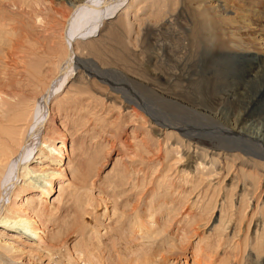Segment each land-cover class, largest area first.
<instances>
[{"label": "rangeland", "instance_id": "rangeland-1", "mask_svg": "<svg viewBox=\"0 0 264 264\" xmlns=\"http://www.w3.org/2000/svg\"><path fill=\"white\" fill-rule=\"evenodd\" d=\"M41 1H45L46 5L50 7L53 6L58 11V16H45L44 19H47V21L44 20V22H38L40 23L38 24L34 22L33 19L27 20L26 22L23 18L18 17L14 9H11L6 11L8 13L3 12L6 19L9 20V16L10 20H14V23L12 20V22L10 20L7 21V24L12 28L10 29V35L6 36L2 34L4 37H0V40L3 38L5 42L6 40L8 41L4 43V40H2L5 46L3 45L4 48L2 47L0 49V92L8 90L5 79L9 76L8 79L12 80L11 84L13 85L10 87L11 91L14 90L13 94L22 97L23 105H25L26 109L30 112V115L39 109L38 105H41L43 94L48 88L49 83L58 74L63 75L66 68H68V71L71 70L69 65L63 63L67 57V45L62 38L61 30L62 26H64V18L69 16L70 13L73 12V9L63 0ZM222 1L230 10H234V12H236L237 7L244 4L241 3V1L238 5V2L235 0H233L234 2L232 0H221V2ZM199 2H203L211 8L217 5L213 0H199ZM190 4L191 0H131L116 18L109 19L104 23L98 35L88 41H79L75 45L72 44L73 49H76L75 53L74 50L72 52L68 51L69 55L67 60L70 61L71 57L78 58L83 66L82 68H77L75 60L72 59V66L75 65L73 66L74 72H70L69 74L73 75L70 76L69 81L64 85L59 95L54 98L52 97V100L51 96H49L51 102L47 104V107L51 109L52 113V119L49 125L50 135L54 138L53 140L57 147H62L65 143L66 148H64L65 150L63 151L62 158L57 159L60 163L53 161L54 155H50L48 159L44 158V155H40L41 148H38L34 151L32 156L33 159H31L27 166L34 171L60 173L57 181H54L52 193L46 198L42 197L44 198V202H47L48 208L52 210V215L55 218L53 223L48 224V229L50 230V235H48L51 238L54 234L53 237L55 239L59 238L58 240L61 238L63 240L67 236L71 238V243L69 241V245L67 246L69 250L72 249L70 251H72L71 253H73L74 259L76 260H78V258L77 255L74 254L75 251L73 249L75 248L74 244L77 243L79 239L78 241L74 240L76 235L72 234L75 230L71 227L72 225L68 224L72 222L75 223V220L81 216L83 210L68 204L65 197L61 204L56 203V199L59 197L60 184H62V182H70L75 169H80V174L85 176V178H93L92 181L95 187V189L93 188V192L96 200L93 205L97 208L100 207L98 212L102 215V206H100L102 201L108 208L107 214L103 217H99L102 219H99L100 223L98 222L99 226L102 225L100 226V231L103 236L110 231V229L108 231L107 228H109V224L113 223L112 212L115 204L118 205L120 212L123 211L122 206L125 204L124 206L127 207V213L131 212L132 208L137 204H141L142 214L147 218L149 217L150 209L147 207H149L148 202L150 203L152 198L148 199L144 197V194H146V191L152 189V186L149 185L150 181L157 178L161 180L163 174L166 175V173H168L169 167H173L170 172L171 174H168L170 176L169 178H173L172 180L177 181L176 175H178V173L181 175L186 174L193 178V184L181 186L180 183L175 182V184L179 186V189L175 191L178 192L177 194L165 197L164 193L161 192L155 196L153 198L155 202L165 203L164 206H160V211L156 213L158 215L157 220L161 224H168L169 221L170 225L176 224L178 220L185 216L188 208V213L199 207L205 208L210 203L211 199H213V203L217 204L218 210L212 213L208 224L207 222H205L206 224L204 223L206 226L203 224L205 227L199 231V236H204L207 240L213 233L216 234L218 230L215 229L218 227L221 217L219 210L222 209V204H224V200L227 199H223V191L225 195H227L226 192H231L232 188L235 186V179L229 178L228 180L222 179L220 181V177L209 178V171L197 172L196 159H194L197 151L200 152L201 155L204 153V156L202 155L201 157L195 158H199V161H202L203 167L205 166L204 168H207V170L213 169L211 172L213 171L214 175L221 174L225 178L227 167L233 174H238L242 180H246V193L247 191L250 193L251 191H255L259 186L262 187L261 191L264 189V167H256L253 165L254 163L248 164L247 166L239 164L241 161L244 163V160L248 157H254L253 160L256 163L264 165V162L258 158L264 156V146L261 145L262 142H257L254 140L255 137H252L254 135L250 136L247 133L251 128V122L259 127H264V89L260 92V95L257 96V90L261 86V83L264 84V79L258 80L259 77H250V69L253 70L258 64L251 65L252 62H250V59H239V61L234 62L221 52L215 53V50L208 48L203 52L202 56H200L199 52H196L192 54V59H190L192 62L198 61L195 72L198 79L202 80V84L199 87L200 90H198L197 94L187 96L172 95L170 101H168L173 104L172 106L170 103L163 105V98L161 100H156V97L146 94L143 91L144 88L146 89V86L141 82V77H148L153 73L155 68L163 64L154 57H156V55L172 57V52L176 47V35L180 31L179 29L185 28L189 24L188 19L193 10ZM246 4L247 3H245V5ZM13 11L15 12L13 13ZM3 13L0 10V14ZM230 17H234V15L232 16L231 14ZM62 19L63 21H61ZM23 20L24 23L22 24ZM9 25L7 29L10 28ZM23 25L27 28H25V26L23 27ZM259 26L263 29L264 22L261 21ZM26 30L27 34L25 35L23 33H25ZM259 33V36H256L257 34L254 32H243L241 36L243 35L244 39L247 38V40L256 36L264 41V32ZM110 35L117 36L116 41H110ZM24 39L27 41H24ZM23 43H25L24 46ZM89 44H95L100 53L98 55L92 53L88 48ZM263 44H260L263 49L259 47L256 52L264 54ZM8 46L11 48L14 47L17 51H14L16 53L14 57L16 62L19 59L18 54L20 52L19 55L23 56L22 54L24 53H22V51L26 52L24 56L27 55V58L29 57L30 60L28 63H31L29 65L30 67L37 61L39 68L35 71L34 76L25 75L21 77L17 73L18 70H22L21 68H16L17 70L14 71V66L7 64L8 62H14L13 58H4V50L6 49L5 47L9 48ZM168 53L171 56H168ZM252 55L253 53L251 56ZM125 57L127 59H124ZM151 60H153L152 63ZM6 64L9 65L8 67H13L10 69L8 68L9 70L6 69L9 73L4 69ZM10 70L12 71L10 72ZM90 72L96 75H107L108 81L104 82L99 79V77H93ZM151 88L152 87H149V89ZM120 91H123L125 96H123ZM140 94L148 98L152 107L155 106V112L159 111L157 113L166 115L177 114L178 117L181 116L179 122L184 124L185 127H188L191 133H193V139L189 140L180 136V142L184 141L185 145L191 144V161L186 160L185 155L183 157H177V155L165 153V150H163L164 159L161 163L165 161V164H156V149L159 140L158 127L154 125L153 121L149 120L151 118L143 112H141V115L144 117L146 116L147 120L151 122H147V120L144 121L140 116L120 106V103L126 96L136 100L139 98ZM170 105L172 106L171 109ZM152 107L150 112L155 113L154 110L152 112ZM240 116L248 117L250 123L245 126L243 124L237 126L239 122H236ZM146 122L147 124H145ZM17 125L20 126L21 129L25 127L24 123ZM240 130H242V132H240ZM250 138H252V140H250ZM177 142V139H172L169 141V145H175ZM36 147L37 145L34 146L33 150H35ZM61 149H63V147ZM236 160L240 161L234 163ZM212 161L216 165L212 166ZM166 163L168 164L166 165ZM203 167L201 169H204ZM155 171H157L158 174L155 173L152 175ZM123 172L124 174H122ZM39 174L40 173L35 175L37 176ZM242 174H244L245 178ZM35 175H33V177ZM134 175L140 176H138L140 183L135 181L136 176ZM37 177L32 178V180H35ZM122 177H124V179ZM144 178H147V180H143ZM166 183L168 182L166 181ZM166 183L164 182L163 186H167ZM134 184L136 190L133 189ZM23 185L24 182H22L20 187L22 188ZM38 186L39 185L36 187ZM194 187L197 188L195 191H193ZM115 189L117 191L121 190L120 193L119 191L116 193L117 191H115ZM38 191H40V189L37 188H26V190L23 189L19 191L17 198L12 199L13 202L12 204L10 203L11 205L9 206L13 209L15 216L17 215L23 220L32 216L29 212L32 205L29 206V203L33 201L34 198L40 196L41 191ZM214 194L215 196L212 198ZM241 194H243V192L238 193V195ZM114 195H118L120 201L117 197H114ZM233 200L234 207L237 206L238 208L240 206L239 203L236 202L235 199ZM226 202L230 204V201L226 200ZM261 204L264 205V199L263 202L261 200L260 204H256L252 207V211L247 213L249 214L247 217L252 218L253 215H256L257 211L255 212L253 208H257V205L260 207ZM263 205H261L263 209L259 208L258 211L261 216L264 214ZM25 211L28 213L27 215H25L26 213L22 214ZM193 212L195 214L198 213L196 211ZM198 216H201V214H198ZM241 216L242 211L239 212L238 217ZM257 218L261 220L259 215ZM180 227L184 231L187 228L185 225ZM62 228L66 229L63 233L62 230H60ZM59 231H61L62 234H60ZM57 232H59L58 235H61L60 237L56 235ZM170 232L171 231L168 230L167 234ZM20 234L19 231L0 225V245L7 249L9 253L4 258V263L50 264L49 258L46 257L47 254L45 252L38 254V256L33 255L37 254L36 252L32 253L33 256H28V254L22 256L24 250L25 252L35 250L36 246L35 242L32 241L35 239H28ZM127 235H130L129 231H127ZM140 235L137 236L140 237ZM226 235H228V233ZM49 236L46 238L50 239ZM229 238H231L230 235ZM62 240H60L62 243L59 249H61V252H64L65 249L61 248L63 247L62 245H64V241ZM199 242V237L189 236L185 238L183 243L179 244V248L184 249V251H181L178 255L180 258L176 256L172 257L169 264H193L194 248ZM236 242L235 240L232 244ZM206 243H208V241H206ZM141 249H143V247H139L138 249L134 248V250H128L125 254L131 255L133 252L140 251ZM250 255L252 254L250 253ZM37 257L40 260H38Z\"/></svg>", "mask_w": 264, "mask_h": 264}, {"label": "bare ground", "instance_id": "bare-ground-1", "mask_svg": "<svg viewBox=\"0 0 264 264\" xmlns=\"http://www.w3.org/2000/svg\"><path fill=\"white\" fill-rule=\"evenodd\" d=\"M63 1H66L73 9V12H69L70 15L67 13L69 16L64 18V26H62L61 30L62 38L67 45V57L63 63L65 65H69L71 70L68 71V68H66L63 75L58 74L49 83L48 88L43 94L41 105H38L39 109L31 115L26 109L25 105H23L22 97L13 94L14 90L11 91L10 87L13 85L11 84L12 80L8 79L9 76L5 79L8 90L0 92V215L2 214L0 216V225H4L9 229L19 231L21 233L20 235L23 237L35 239L32 240L35 242L36 248L33 246L35 250H29L27 252L24 250L22 256L25 254H28L29 256L34 252L37 254L33 255L38 256V254L45 252L47 254L46 257L49 258L48 260L50 264H169L172 257L176 256L178 258L179 253L184 251V249L179 248V244H182L185 238L191 236L200 238V242L194 248L195 252H193L192 259L193 264H264V214L261 216L258 212L259 208L261 209V205L263 204H261L260 207L257 205V208H253L255 212L257 211L256 215H253L252 218L247 217V215H249L247 213L252 211V207L254 205L260 204L261 200L263 202L264 189L261 191L262 187L259 186L255 191H251V193L247 191L246 193V180H242L238 174H233L227 167V171H225V178L221 174L214 175L213 171L211 172L213 169L207 170V168H204L205 166L203 167L202 161H199V158H195L201 157L202 155L204 156V153L201 155V153L198 151L197 153L195 152L196 155L194 157V159H196L195 162L197 166V172L209 171V178L220 177V181L222 179L228 180L229 178L235 179V186H232L233 188L231 192H226L227 195H225L223 191V199L227 198L224 201L226 202V200H228L230 201V204L224 202V204H222V209L219 210L221 217L219 220V225L215 229L218 231L216 234L213 233L212 236H210L207 240L204 238V236H199V231L206 226L205 222L208 224L212 213L215 212V210H218L217 204L213 203V199H211L207 207L193 209V211L198 212L196 214L192 210L188 213V208L185 216L178 220L176 224L170 225V221L168 224H161L157 220L158 215L156 213L160 211V206H164L165 203L155 202L153 198L161 192L164 193L165 197L177 194L178 192L175 191L179 189V186H177L175 182L180 183L181 186L193 184V178L187 176L186 174L181 175L178 173V175H176L177 181L172 180L173 178H169L173 167H169L168 173H166V175L163 174L161 180L159 178L155 180L152 179L149 183V185L152 186V189L150 191H146V194L143 193L145 195L144 197H147L148 199L152 198L151 202H148L150 208L147 207L150 209L149 217L147 218L144 214H142L141 204H137L129 213H127V207L124 206L125 204L122 206V212H120L118 209V205L115 204L112 212L113 223L109 224V228H107V230L109 231L110 229V231L104 236L100 231V226L102 225L99 226L98 222L100 223L99 219H102L99 217H103L107 214L108 208L102 201L100 205L102 206V215L100 212H98L100 207L97 208L93 205L96 202L93 192V188L95 189L92 181L93 178H85V176L80 174V169H75L71 181L69 180L70 182H62V184H60L59 197L56 199V203L61 204L63 198L65 197V200L68 204L83 210L81 216L75 220V223L72 222L68 224L72 225L71 227H73L75 230V232L73 231L72 235H76V238L73 239L77 241L79 239V241L74 244L75 248L73 249L78 260L74 259V255L71 253L72 251H70L72 249L69 250L67 246L69 245L68 243L71 238L67 236L63 240L62 238L60 239L64 241V245L61 247L65 249L64 252H61V249H59V246L62 242L58 240L59 238L55 239L53 237V232V236L50 238L48 224L53 223L55 218L52 215V210L48 208L47 202H44V198L48 197L49 194L52 193L54 181H57L60 173H50V171H34L29 169L30 167L27 166L29 165L31 159H33L32 156L34 151H36L38 148H41L40 155H44V158L46 159L50 158V155H54V162H59L57 159L62 158L63 151L65 150L64 148H66L65 143L62 145L63 149H61L62 147H57L53 140L54 138H52L50 135L51 132L49 125L52 119V113L51 109L47 107V104L50 103L54 97L60 94L64 85L69 81L70 76L73 75L69 73L74 72L73 66L76 65L77 68H82L83 66L78 58L71 57L70 61L67 60L69 55L68 51L72 52L74 50L75 53L76 50L75 48L73 49L72 44L75 45L79 41H88L94 38L99 34V31L104 26V23L109 19L111 20L116 18L117 15L126 8L131 0ZM213 1H215L217 5H215L214 8H211L205 5L203 2H199V0H191L190 5L193 10L188 19L189 24L187 27L179 29L180 31L176 35V47L174 46L175 49L172 52V57L156 55L154 58L158 61H161L163 64L159 65L158 68H155L153 73L148 77H141V82L146 86V89L141 88L143 89L144 93L153 95L156 97V100H161L163 98V105L170 103L168 101H170L172 95L187 96L198 93V90H200L199 87L202 84V80L198 79L195 72V68L198 66V61L192 62L190 59H192V54L196 52H199L200 56H202L203 52H205L208 48L215 50V53L221 52L224 56L232 59L234 62L239 61V59H250V62H252L251 65L258 64V66L253 70L250 69V77H259L258 80L264 79V54L256 52L258 51L257 48L261 47L260 44L264 43L263 40L256 37L259 36V32H264V28L261 29L259 26L261 21L264 22V0H235L238 2V5L241 1V3H244L243 5L237 7L236 12H234V10H230L227 5L223 3V1L221 2V0ZM245 3L247 4L245 5ZM0 4L2 5H0V10L2 13H8L6 11L14 9L18 17L23 18L26 22L27 20L29 21L31 19H33L36 23L44 22V20L47 21V19H44L45 16H58V11L53 6L50 7L49 5H46L45 1L42 2L41 0H0ZM15 11H13V13ZM4 13L0 14V37H4L3 35H10V29H12L10 25L7 24V21L10 20V17L8 16L9 20L6 19ZM231 14L232 16L234 15V17H230ZM24 20L23 22L21 21L22 24L24 23ZM12 21L14 23V20ZM61 21H63V19ZM8 25L10 28L7 29ZM24 26L25 25H23V27ZM25 28L27 27L25 26ZM243 32H254L257 35L252 37V39L249 38V40H247L246 37V39H244V36H241V33ZM23 34L26 35L27 30ZM110 36V41H116L117 36ZM2 40L4 39L2 38ZM2 40H0V49L4 45ZM24 41L27 40L24 39ZM6 42L8 41L6 40ZM6 42L4 40V43ZM24 44L25 43H23V46ZM8 47L9 48L5 47L6 49L4 50V58H13L14 62L9 63L7 61V64L14 66V71L17 70L16 68H21L22 70L17 71L18 75L21 77H24L25 75L34 76L35 71L37 68H39L37 61L32 67H30L29 65L31 63H28L30 59L29 57L27 58V55L24 56L26 52L22 51V53H24L22 54L24 57L19 55L21 53L20 52L18 54L19 59L16 57L18 59L16 62L14 57L16 56L15 52L17 51L14 49V47H12L13 49L10 46ZM88 48L92 51V53L97 55L100 53V51L97 50L95 44H89ZM252 53L253 55L251 56ZM168 56L171 55L168 53ZM72 59L75 60V65L73 66ZM124 59L127 58L125 57ZM152 61L153 60H151V63ZM6 65L4 66L5 70L8 68H13L8 67L9 65ZM11 71L12 70H10V72ZM7 72L9 73V71ZM90 73L93 77H99V79L104 82L108 81L107 75L104 76V74L96 75L93 72ZM260 85L261 86L257 90V96L260 95V92L264 89V84L261 83ZM149 87L152 88L149 89ZM120 93L125 96L123 91H120ZM49 96H51V100L49 99ZM171 105L173 106V104ZM120 106L126 108L127 111L135 113L145 121L147 118L146 116L144 117L141 115V112H143L145 115H148L149 118H151L149 120H152L153 124L158 127L159 140L157 142L156 149L157 162L155 161L157 165H162V163L165 162L164 161L161 163V161L164 159L163 150H165V153L167 152L168 154L172 155L175 154L177 157H183L185 155L186 160H192V157L190 156L192 150L191 144L189 143L185 145L184 141L180 142V136L189 140L193 139V133H191V130L188 127H185L184 124L179 122L181 116L178 117L177 114L166 115L157 113L159 111L155 112V106L152 107L148 98L143 97L141 94L136 100L132 97L129 98L126 96L120 103ZM151 107L153 108L152 112L154 110L157 115L150 112ZM149 120H147V122H151ZM147 122L145 124H147ZM23 123L25 127H27H23L24 129L22 128V130L17 124L20 125ZM236 123H238L237 126L239 124H243L245 126L250 123V120L246 116H240ZM251 123V128L247 132L248 135H254L252 136L253 138L255 137L254 140L260 143L262 142L261 145L264 146V127H259L253 122ZM240 132H242V130H240ZM172 139H177L178 142L175 145H169V141ZM250 140H252V138H250ZM35 145H37V147L35 150H33ZM253 158L254 157H248L246 160H244V163L241 161L239 164L242 166H247L248 164L254 163L253 165L256 167H264V165L256 163ZM258 158L264 162V156ZM238 161L240 160H236L234 163ZM167 164L168 163H166V165ZM211 164L212 166L216 165L213 163V161ZM202 167L204 169H201ZM38 173L40 174L37 175V177L35 174ZM155 173H157V171L153 172L152 175ZM122 174H124V172ZM244 174L242 175L245 178ZM33 175H35L34 177H37L35 180H32V178H34ZM138 176L135 177V181L140 183V176ZM124 177L122 178L124 179ZM165 179L168 183H166ZM143 180H147V178H144ZM22 182H24V185L21 188L20 185ZM164 182L167 184V186H163ZM37 185L39 186L36 187ZM134 187L135 184L133 185V189H135ZM26 188H37L40 189L41 193L40 196L37 195L39 197L34 198V200L29 203V206L32 205L30 207L31 209L29 208V212L32 214V216H26L28 218L23 220L17 215L15 216L13 209L9 206L13 202L12 199L17 198L19 191L23 189L26 190ZM196 189L197 188L194 187L193 191ZM115 191L117 190L115 189ZM118 191L116 193H118ZM237 192H243V194L238 195ZM118 195H114V197H117V199L120 201ZM214 196L215 194L212 196V198H214ZM233 199L239 203L240 206L238 208L237 206L234 207ZM26 211L22 214L26 213L25 215H27L28 211ZM240 211H242V216L238 217ZM198 214H201V216H198ZM258 215L261 217V220H258ZM182 225L187 227L185 231L181 229L180 226ZM57 227L60 228L59 226ZM60 230H62V233L64 230L66 231V229L63 228ZM168 230L171 232L167 234ZM127 231L130 232V235H127ZM59 232L62 234L61 231ZM59 232L55 234L58 235ZM227 233L228 235H226ZM60 234L58 237L61 236ZM137 235H140V237ZM229 235L231 238H229ZM47 236H49L50 239L46 238ZM235 240L237 242L232 244ZM206 241H208V243H206ZM139 247H143V249L133 252L131 255L125 254L128 250L132 251L134 248L138 249ZM250 253L252 255H250ZM8 254L9 253L7 249L0 245V264H5L4 258Z\"/></svg>", "mask_w": 264, "mask_h": 264}]
</instances>
